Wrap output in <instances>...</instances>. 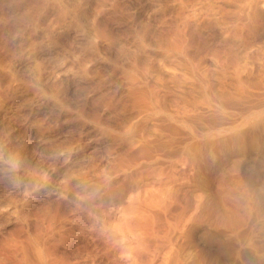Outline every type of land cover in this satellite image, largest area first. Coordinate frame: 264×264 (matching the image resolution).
Listing matches in <instances>:
<instances>
[{
    "label": "rangeland",
    "instance_id": "1",
    "mask_svg": "<svg viewBox=\"0 0 264 264\" xmlns=\"http://www.w3.org/2000/svg\"><path fill=\"white\" fill-rule=\"evenodd\" d=\"M23 252L264 264V0H0V264Z\"/></svg>",
    "mask_w": 264,
    "mask_h": 264
},
{
    "label": "bare ground",
    "instance_id": "2",
    "mask_svg": "<svg viewBox=\"0 0 264 264\" xmlns=\"http://www.w3.org/2000/svg\"><path fill=\"white\" fill-rule=\"evenodd\" d=\"M257 10V9H256ZM243 11V10H242ZM256 13V12H255ZM251 22V21H250ZM103 32V31H102ZM179 36V35H178ZM180 38V37H179ZM182 40H184V39H182ZM177 41V40H176ZM173 42V41H172ZM178 44V43H177ZM174 45V44H173ZM178 46H179V44H178ZM174 48V47H173ZM225 49V48H224ZM253 49V48H252ZM255 49V48H254ZM178 50V49H177ZM181 51V50H180ZM253 51V50H252ZM250 53V52H249ZM187 55V54H186ZM194 55V54H193ZM196 55V54H195ZM238 55V54H237ZM232 56V55H231ZM188 57V56H187ZM192 57V56H191ZM229 57V56H228ZM234 59V58H233ZM253 59V58H252ZM232 60V59H231ZM231 63V62H230ZM235 64V63H234ZM196 65V64H195ZM196 70H197V68H196ZM197 72V71H196ZM198 75V74H197ZM193 77V76H192ZM240 78V77H239ZM247 79V78H246ZM242 80V79H241ZM244 82V81H243ZM249 82H250V80H249ZM259 83V82H258ZM257 84V83H256ZM203 86V85H202ZM253 86V85H252ZM251 86V87H252ZM256 87V86H255ZM202 88V87H201ZM244 88V87H243ZM261 89V88H260ZM243 90V89H242ZM157 91V90H156ZM210 91V90H209ZM208 91V92H209ZM258 91V90H257ZM158 92V91H157ZM155 93V92H154ZM192 93V92H191ZM211 96V95H210ZM232 96V95H231ZM245 97V96H244ZM140 98V97H139ZM148 98V97H147ZM202 98V97H201ZM218 98V97H217ZM223 98V97H222ZM145 99V98H144ZM149 99V98H148ZM235 99V98H234ZM233 99V100H234ZM141 100V99H140ZM203 100V99H202ZM238 100V99H237ZM136 101V100H135ZM139 101V100H138ZM145 101H146V99H145ZM213 101V100H212ZM239 101V100H238ZM242 101V100H241ZM147 102L148 101H146V105H147ZM154 102V101H153ZM203 102V101H202ZM215 102V101H214ZM201 103V102H200ZM149 104V103H148ZM158 104V103H157ZM201 104H203V103H201ZM225 104V103H224ZM153 104H151V106H152ZM155 105V104H154ZM221 105H222V103H221ZM138 106H140V104L138 105ZM137 106V107H138ZM150 106V108L151 109H153V107H151ZM233 106V105H232ZM196 107V106H195ZM148 108V107H147ZM227 108V107H226ZM209 109V108H208ZM146 110V109H145ZM162 110V109H161ZM144 111V110H143ZM136 112V111H135ZM196 112V111H195ZM210 112V111H209ZM145 113V112H144ZM198 113V112H197ZM200 113V112H199ZM198 113V114H199ZM211 113H212V111H211ZM220 113V112H219ZM152 114H154V113H152ZM139 115V114H138ZM204 115V114H203ZM145 117V116H144ZM177 117V116H176ZM195 117V116H194ZM148 118V117H147ZM178 118V117H177ZM176 118V119H177ZM139 119H141L140 117H139ZM144 119V118H143ZM175 119V120H176ZM182 119V118H181ZM210 119V118H209ZM217 119V118H216ZM142 120V119H141ZM174 120V121H175ZM178 120V119H177ZM176 120V121H177ZM197 120V119H196ZM148 121V120H147ZM167 121V120H166ZM175 121V122H176ZM179 121H181V120H178L177 122H179ZM184 121V120H183ZM194 121V120H193ZM207 121V120H206ZM140 122V121H139ZM159 122V121H158ZM153 123V122H152ZM151 123V124H152ZM169 123V122H168ZM184 123H186V121L184 122ZM155 124V123H154ZM165 124V123H164ZM182 124V123H181ZM139 125V124H138ZM153 125V124H152ZM156 125H158V124H156ZM161 126V125H160ZM140 127V126H139ZM142 127H144V126H142ZM168 127V126H167ZM174 127V126H173ZM148 128V127H147ZM151 128V127H150ZM162 128V127H161ZM197 128V127H196ZM149 129V128H148ZM168 129V128H167ZM211 129V128H210ZM213 129V128H212ZM156 130V129H155ZM162 130V129H161ZM208 130V129H207ZM139 131V130H138ZM169 131V130H168ZM160 132V131H159ZM173 132V131H172ZM139 133H140V131H139ZM152 133V132H151ZM158 133V132H157ZM147 134V133H146ZM153 134V133H152ZM155 134H156V132H155ZM200 134V133H199ZM135 135V134H134ZM143 135H145V134H143ZM154 135V134H153ZM162 135V134H161ZM178 135V134H177ZM202 135V134H201ZM140 136H141V134H140ZM155 136V135H154ZM157 136V135H156ZM168 136H169V134H168ZM198 136V135H197ZM216 136V135H215ZM143 137V136H142ZM161 136L159 135V137L158 138H160ZM135 138H137V136L135 137ZM148 138V137H147ZM154 138H155V140H154ZM153 138V141L152 142H150V141H147L146 139H144V138H140V139H142L141 140V142H139V141H137V143L139 142V144H138V148L137 149H139V152H141V153H147V154H152V157L153 158H156L157 159V157L159 158V155H161V154H163V152L165 153V157L167 156V155H169V153H171V154H173V156L175 155L174 153L175 152H177V150H169V148L167 147V140H164L163 139V141L164 142H166V143H164L163 141H161V140H159L158 138H156V137H154ZM168 138H171V137H168ZM167 137H166V139H168ZM151 139V138H150ZM156 139H158V140H156ZM172 139H173V137H172ZM169 140V139H168ZM171 140V139H170ZM177 140V139H176ZM191 140V139H190ZM134 142V141H133ZM148 142H150V143H148ZM136 143V144H137ZM172 143H174L173 145H175V144H177V143H175V142H173V140H172ZM172 143L170 142V144L172 145ZM182 143V142H181ZM189 143V142H188ZM169 144V143H168ZM179 144V143H178ZM190 145V144H189ZM176 146H179V145H176ZM185 146V148H189V147H187L186 145H184ZM181 147V146H180ZM184 148V147H183ZM182 148V149H183ZM170 149H171V147H170ZM189 150V149H188ZM185 151V150H184ZM138 152V151H137ZM167 152H169L168 154H167ZM191 152H193L192 150H191ZM188 153H189V151H188ZM201 153V152H200ZM149 154V155H150ZM138 155V154H137ZM136 155V156H137ZM145 155V154H144ZM172 156V155H171ZM185 157H186V155H184ZM190 156V155H189ZM144 157V156H143ZM167 157H169V156H167ZM175 157V156H174ZM180 157H182V156H180ZM138 158H139V156H138ZM142 158V157H141ZM128 159H130V158H128ZM131 159H132V157H131ZM140 160V159H139ZM143 160V159H142ZM147 160H149V159H147ZM182 160H185V159H183L182 158ZM182 160H181V162H182ZM131 161H133V160H131ZM135 161H137V160H135ZM134 162V161H133ZM189 162V161H188ZM132 163V162H131ZM175 163V162H174ZM123 164V163H122ZM135 164H136V162H135ZM158 164V163H157ZM156 164V165H157ZM164 164V163H163ZM166 164V163H165ZM154 165V164H153ZM159 165H161V164H159ZM120 166V165H119ZM118 166V167H119ZM162 166V165H161ZM156 167V166H155ZM160 167V166H159ZM165 168V167H164ZM121 169V168H120ZM167 171V170H166ZM181 171H183V170H181ZM170 172V171H169ZM168 172V173H169ZM151 173V172H150ZM162 173V172H161ZM172 173H175V172H172ZM153 174V173H152ZM161 177V176H160ZM165 177H166V175H165ZM173 177V176H172ZM186 177V176H185ZM134 179V178H133ZM158 179H159V177H158ZM158 179H157V181H158ZM166 179H167V177H166ZM163 180H164V178H163ZM162 181V180H161ZM184 181V180H183ZM169 182V181H168ZM176 188V187H175ZM177 189V188H176ZM166 190V189H165ZM168 190V189H167ZM179 192V191H178ZM168 194V193H167ZM156 195V194H155ZM155 197V196H154ZM153 199V198H152ZM167 200H168V198H167ZM149 201V200H148ZM151 202V201H150ZM164 202V201H163ZM162 202V203H163ZM168 203V202H167ZM151 205V204H150ZM140 206V205H139ZM157 206V205H156ZM117 207V206H116ZM136 207V206H135ZM150 207V206H149ZM164 207V206H163ZM162 207V208H163ZM168 208V207H167ZM139 209V208H138ZM147 209V208H146ZM169 209V208H168ZM112 210V209H111ZM100 212V211H99ZM156 212V211H155ZM162 213V212H161ZM160 213V214H161ZM94 214V213H93ZM169 214V213H168ZM46 215V214H45ZM103 215V214H102ZM129 215V214H128ZM133 215V214H132ZM158 215H159V213H158ZM157 215V216H158ZM53 216V215H52ZM108 216V215H107ZM59 217V216H58ZM103 217V216H102ZM101 217V218H102ZM160 217V216H159ZM162 217V216H161ZM55 218V217H54ZM100 218V219H101ZM172 219V218H171ZM157 220V219H156ZM163 220V219H162ZM177 220V219H176ZM145 221V220H144ZM158 221V220H157ZM102 223V222H101ZM130 223V222H129ZM158 223V222H157ZM174 223V222H173ZM149 224V223H148ZM48 225H50V224H48ZM140 225V224H139ZM152 226V225H151ZM159 227V226H158ZM122 228V227H121ZM229 231V230H228ZM136 232H138V231H136ZM127 233V232H126ZM131 233V232H130ZM139 233V232H138ZM90 234V233H89ZM141 234H143V233H141ZM36 235V234H35ZM113 234H110V237L112 236ZM144 235V234H143ZM150 236V235H149ZM118 237V236H117ZM123 237V236H122ZM37 238V237H36ZM112 238V237H111ZM114 238V237H113ZM41 239V238H40ZM67 239V238H66ZM94 239V238H93ZM118 239V238H117ZM119 240V239H118ZM150 241V240H149ZM57 242V241H56ZM121 242V241H120ZM160 242V241H159ZM110 243V242H109ZM112 243V242H111ZM127 243V242H126ZM129 243V242H128ZM231 243V242H230ZM51 244V243H50ZM133 244V243H132ZM146 244H147V242H146ZM26 245V244H25ZM27 245H29L30 246V244H28L27 243ZM42 245V244H41ZM81 245V244H80ZM226 245V244H225ZM133 246V245H132ZM141 246V245H140ZM143 246V245H142ZM106 247H107V245H106ZM129 247V246H128ZM144 247V246H143ZM142 248V247H141ZM10 249V248H9ZM17 250H18V248H16ZM46 249V248H45ZM44 249V250H45ZM54 249V248H53ZM137 249H139V248H137ZM136 249V250H137ZM8 250V249H7ZM43 250V251H44ZM47 250V249H46ZM135 250V251H136ZM143 250V249H142ZM15 251V250H14ZM27 251V250H26ZM123 251V250H122ZM161 251V250H160ZM28 252V251H27ZM26 252V253H27ZM51 252V251H50ZM13 253V252H12ZM14 254V253H13ZM76 254V253H75ZM47 255H48V253H47ZM127 255V254H126ZM131 255V254H130ZM22 257H21V259H22V261H24V264H29V263H27L26 261V255L24 254V252H23V254L21 255ZM175 257V256H174ZM16 258V257H15ZM181 258V257H180ZM182 259V258H181ZM13 260V259H12ZM18 260V259H17ZM54 260V259H53ZM62 260V259H61ZM183 261V260H182ZM26 262V263H25ZM29 262V261H28ZM49 262V261H48ZM31 263V262H30ZM32 263H35V262H32ZM52 263H53V261H52ZM117 263V262H116ZM4 264V263H3ZM42 264H44V262L42 263ZM60 264V263H59ZM63 264V263H62ZM194 264V263H193Z\"/></svg>",
    "mask_w": 264,
    "mask_h": 264
}]
</instances>
